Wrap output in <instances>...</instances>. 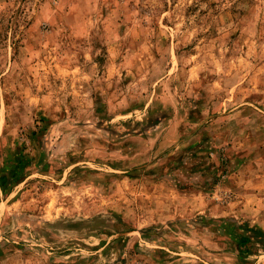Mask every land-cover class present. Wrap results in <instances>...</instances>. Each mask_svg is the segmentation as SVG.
I'll use <instances>...</instances> for the list:
<instances>
[{
  "label": "rangeland",
  "instance_id": "374dc122",
  "mask_svg": "<svg viewBox=\"0 0 264 264\" xmlns=\"http://www.w3.org/2000/svg\"><path fill=\"white\" fill-rule=\"evenodd\" d=\"M0 264H264V0H0Z\"/></svg>",
  "mask_w": 264,
  "mask_h": 264
},
{
  "label": "trees",
  "instance_id": "16d2710c",
  "mask_svg": "<svg viewBox=\"0 0 264 264\" xmlns=\"http://www.w3.org/2000/svg\"><path fill=\"white\" fill-rule=\"evenodd\" d=\"M228 223L229 224H234V225H236L235 224V222L233 221V220H229L228 221ZM233 226V225H232ZM234 227V226H233ZM230 233H232V234H234L237 238H238V240H239V246H240V249H241V251H247L249 248H248V245L250 244V240H251V238H250V236H249V234H246L245 232H244V230L243 231H241V232H238L236 229H231L230 230Z\"/></svg>",
  "mask_w": 264,
  "mask_h": 264
}]
</instances>
